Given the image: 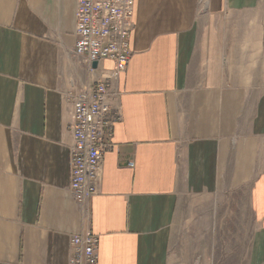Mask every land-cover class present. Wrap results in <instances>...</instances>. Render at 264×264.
I'll return each instance as SVG.
<instances>
[{
	"label": "crops",
	"instance_id": "1",
	"mask_svg": "<svg viewBox=\"0 0 264 264\" xmlns=\"http://www.w3.org/2000/svg\"><path fill=\"white\" fill-rule=\"evenodd\" d=\"M262 6L135 0L131 61L114 83L121 118L82 204L68 94L114 62L75 52L77 0H0V264H69L71 236L86 230L99 264H173L183 222L210 211L194 198L244 188L264 231V88L227 69L257 49L233 19Z\"/></svg>",
	"mask_w": 264,
	"mask_h": 264
},
{
	"label": "built area",
	"instance_id": "2",
	"mask_svg": "<svg viewBox=\"0 0 264 264\" xmlns=\"http://www.w3.org/2000/svg\"><path fill=\"white\" fill-rule=\"evenodd\" d=\"M134 7L135 0H77L75 52L90 62H114L111 75L68 94L73 105L70 190L82 204L99 190L104 155L113 146L115 123L121 118L113 105L114 83L131 61ZM70 244L69 264H99V237L91 230L72 235Z\"/></svg>",
	"mask_w": 264,
	"mask_h": 264
},
{
	"label": "rangeland",
	"instance_id": "3",
	"mask_svg": "<svg viewBox=\"0 0 264 264\" xmlns=\"http://www.w3.org/2000/svg\"><path fill=\"white\" fill-rule=\"evenodd\" d=\"M232 23L242 43H252L257 49L251 47L253 51L243 58L241 67L227 69L239 74L244 84L251 81V86L256 84L264 88V6L236 15ZM247 190L199 202L194 198L195 204L210 211L183 222L177 260L173 264H264V231L256 215L249 210ZM190 200L191 197H185L183 205ZM185 216L184 213L183 218Z\"/></svg>",
	"mask_w": 264,
	"mask_h": 264
},
{
	"label": "water",
	"instance_id": "4",
	"mask_svg": "<svg viewBox=\"0 0 264 264\" xmlns=\"http://www.w3.org/2000/svg\"><path fill=\"white\" fill-rule=\"evenodd\" d=\"M93 65H94L95 67H97V65H98V61H94V62H93Z\"/></svg>",
	"mask_w": 264,
	"mask_h": 264
}]
</instances>
